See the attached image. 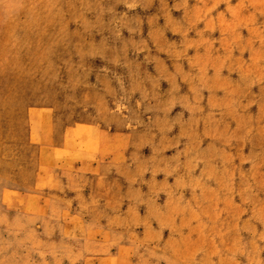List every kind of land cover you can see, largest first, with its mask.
I'll return each instance as SVG.
<instances>
[{
    "label": "rangeland",
    "instance_id": "rangeland-1",
    "mask_svg": "<svg viewBox=\"0 0 264 264\" xmlns=\"http://www.w3.org/2000/svg\"><path fill=\"white\" fill-rule=\"evenodd\" d=\"M0 264H264V0H0Z\"/></svg>",
    "mask_w": 264,
    "mask_h": 264
}]
</instances>
